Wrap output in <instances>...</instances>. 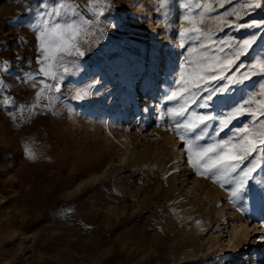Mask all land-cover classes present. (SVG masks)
Segmentation results:
<instances>
[{
	"label": "rangeland",
	"instance_id": "obj_1",
	"mask_svg": "<svg viewBox=\"0 0 264 264\" xmlns=\"http://www.w3.org/2000/svg\"><path fill=\"white\" fill-rule=\"evenodd\" d=\"M16 1L0 0V264H252L245 247L225 251L211 242L208 220L179 216L155 169L121 167L118 139L125 129L132 137L154 130L158 149L165 136L185 145L186 132L177 134L167 109L217 117L208 122L214 131L219 118L241 108L218 139L248 137L234 142L240 155L256 146L245 169L256 164L253 178L233 203L231 181L202 171L199 177L228 207L262 223L255 206L264 214V25H252L264 22V2L248 9L250 0H142L147 14L138 23L139 0H97L102 25L88 32L85 56H63L57 67L68 72L50 69L62 78L57 91L34 71L24 28L30 0L13 9ZM193 27L199 31L181 35ZM206 33L218 35L205 40ZM253 36L252 46L242 45ZM83 62L92 70H82ZM241 72L248 79L234 83ZM128 83L133 93L116 115L112 101ZM213 89L209 106L200 108L195 101ZM173 91L177 97L167 100Z\"/></svg>",
	"mask_w": 264,
	"mask_h": 264
},
{
	"label": "bare ground",
	"instance_id": "obj_2",
	"mask_svg": "<svg viewBox=\"0 0 264 264\" xmlns=\"http://www.w3.org/2000/svg\"><path fill=\"white\" fill-rule=\"evenodd\" d=\"M139 1L138 23H141L147 11L142 0ZM137 76L141 77V74ZM138 90V99L144 98L143 89ZM132 93L133 85L128 83L121 100L113 99L116 115L123 111L126 100L131 97ZM155 132L149 130L147 135L135 134L132 137L129 130L125 129L118 139L122 150L118 158L120 166L155 169L163 179L167 194L179 216L191 218L199 224L208 220L211 242H217L225 251L234 249L236 245L240 248L245 247L247 258L253 254L252 264H264V214L260 213L263 210L262 206H255L257 215L263 217L262 223L256 220L251 221L248 213L242 212L241 209L228 207L224 203V195L213 194L210 190L212 186L199 177V171H202L204 175L208 173L202 167L199 168L198 156L189 150L188 139L184 145L183 141L173 136H165L163 146L158 149L155 147L156 142L152 136ZM257 161L262 162L259 158ZM219 178V175L215 177V179ZM213 187L216 188V186ZM220 199L222 202L216 206L215 202H219ZM261 204L264 206V193L261 194ZM249 225L252 226L249 228ZM222 237L223 240H221ZM217 264H220L219 259Z\"/></svg>",
	"mask_w": 264,
	"mask_h": 264
},
{
	"label": "snow or ice",
	"instance_id": "obj_3",
	"mask_svg": "<svg viewBox=\"0 0 264 264\" xmlns=\"http://www.w3.org/2000/svg\"><path fill=\"white\" fill-rule=\"evenodd\" d=\"M264 0H250V2L244 5L245 8L253 9L259 8L261 3ZM42 11L37 13V21L32 25V28L36 34L37 42H38V51L40 55L38 56V64L40 67L38 68V73H43L42 77H39V82L41 84L46 83L49 79L54 81V83L48 84L49 88H59L62 85H58L55 81L62 79L57 75L55 71H51L50 69L54 68L56 64L62 62V58L65 55L74 56L83 58L85 56V51H82L81 48L73 43L72 41L75 37L72 36L71 32L74 29V25L65 24L61 25L58 21L61 19V10L57 7H53L52 11L48 10V7L41 4ZM68 14L67 12L64 13ZM74 15V13H72ZM54 17V18H53ZM186 19L188 17H185ZM239 19L240 17L237 16ZM264 25V22H254L252 26L261 27ZM116 27L115 24L112 25ZM57 29L63 30L67 39L63 42L56 43L50 38V33L55 32ZM185 31L198 32L199 29L193 27L189 30L181 29V35L184 34ZM218 35L217 33H206L205 40H213L214 36ZM189 40H192V37H188ZM256 37L253 36L251 38L245 39L242 42L243 46H252L255 42ZM220 43H223L220 41ZM201 47H204V43L201 42ZM183 47V45H181ZM55 48V53L53 54L52 49ZM240 51H243V47H241ZM239 55V53H237ZM49 60L52 61L51 64L47 63ZM264 63V60L261 61ZM211 68V65H209ZM236 67H239V63L236 64ZM70 71L69 68H65V72ZM36 77H28V81L31 82L32 79ZM215 79V77H213ZM248 79V75L244 72L240 73L239 79L234 81V83H241L244 80ZM99 83V81H97ZM178 83V81H177ZM198 87V85H197ZM261 88H264V84L261 85ZM43 91V89H41ZM86 91V90H85ZM223 91V90H221ZM216 90H209L207 96H201L199 100L195 101V103L200 108H207L209 106V102L213 99ZM39 95V93H38ZM177 97V93L175 91L172 92L170 96H166L167 100H174ZM264 108V106H262ZM145 112L148 111V107H145ZM241 108L235 107L233 111L226 114V118H219V125L215 127L213 131V125L208 123L209 121H214L217 117L208 114H202L198 116H189L186 115V110L181 106L179 109L169 108L167 109V115L174 120L175 128L177 129V134L180 135V129H184L186 132L185 135H181V139H188L189 150L195 152L198 156L197 164L199 167H202L203 170L208 173V178L215 179L217 175L225 178V183L231 181L234 184V188L231 192V196L233 197V203L240 199V194L245 190L246 181L253 178L252 173L256 171V164L252 163V167L246 169V161L248 160V156L254 155L255 151H257L256 146H252L250 148H244L243 155L237 154L236 152V143L234 141H247V136H237L236 133H233L232 137L227 139H218L220 133L229 127L230 121L234 115L239 113ZM165 113L160 114V118L163 119ZM177 117L181 119H177ZM197 130H199L197 132ZM237 132L246 131V129H237ZM211 132V135H209ZM192 133H196L192 135ZM211 140V143H207L203 145L200 141ZM251 144V141H248ZM260 148H264V140H261ZM241 165H245L241 167ZM243 176V179L239 181L236 180L237 175Z\"/></svg>",
	"mask_w": 264,
	"mask_h": 264
},
{
	"label": "crops",
	"instance_id": "obj_4",
	"mask_svg": "<svg viewBox=\"0 0 264 264\" xmlns=\"http://www.w3.org/2000/svg\"><path fill=\"white\" fill-rule=\"evenodd\" d=\"M23 0H18L16 2H13L9 5L13 7V9H17ZM42 2L44 5L48 7L49 11L53 10V7H57L61 10V19L58 21L61 25L65 24H72L74 25V29L72 30L71 34L75 39L72 41L73 43L77 44L79 47H81L85 41V38L88 37V32L93 29L94 25L101 26L102 24L98 19H101V11L103 8V5L100 7L97 2V0H30V3L27 5L28 10L33 13L27 17L24 18L25 20V29L29 32L32 37L27 40L31 44L30 49L34 53V56L36 58L35 63V73H38V68L40 67V64H38V56L40 55L38 51V42L36 38V34L32 28V25L37 21V13L42 11L41 4ZM100 8H99V7ZM11 7H8L10 9ZM0 11V15L3 13ZM67 12L68 14H64ZM74 13V15L72 14ZM54 18V17H53ZM1 19V18H0ZM29 27V28H28ZM52 35H50V38L52 39L54 37L56 43L63 42L67 37L65 36L63 30L57 29L55 32H51ZM55 48L52 49L53 54L55 53ZM66 57H69V55H65ZM64 56V57H65ZM74 57V56H71ZM84 61V60H83ZM49 63H52L51 60L48 61ZM47 62V63H48ZM84 66L82 70L84 71H90L91 68H88V66L85 65V62H83ZM65 67L58 68L57 64L52 68V70H63ZM39 76V75H38Z\"/></svg>",
	"mask_w": 264,
	"mask_h": 264
}]
</instances>
